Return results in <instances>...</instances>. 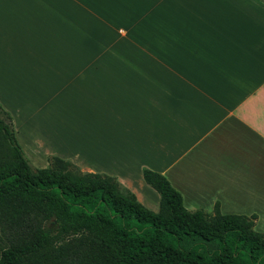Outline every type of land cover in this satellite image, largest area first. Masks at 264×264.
Masks as SVG:
<instances>
[{
	"label": "crops",
	"instance_id": "0c3cea01",
	"mask_svg": "<svg viewBox=\"0 0 264 264\" xmlns=\"http://www.w3.org/2000/svg\"><path fill=\"white\" fill-rule=\"evenodd\" d=\"M0 105L38 169L56 156L160 206L151 170L264 233V0H0Z\"/></svg>",
	"mask_w": 264,
	"mask_h": 264
},
{
	"label": "trees",
	"instance_id": "16d2710c",
	"mask_svg": "<svg viewBox=\"0 0 264 264\" xmlns=\"http://www.w3.org/2000/svg\"><path fill=\"white\" fill-rule=\"evenodd\" d=\"M34 167L0 105V264H264L256 216L189 211L161 174L154 212L116 178L50 156Z\"/></svg>",
	"mask_w": 264,
	"mask_h": 264
},
{
	"label": "rangeland",
	"instance_id": "374dc122",
	"mask_svg": "<svg viewBox=\"0 0 264 264\" xmlns=\"http://www.w3.org/2000/svg\"><path fill=\"white\" fill-rule=\"evenodd\" d=\"M35 57H36V54H33V55H31V56H29V62L30 63H32V61H33V59H35ZM72 162V161H71ZM73 164H75L76 166H78L76 163H74V162H72ZM85 165V164H84ZM79 167V166H78ZM80 168V167H79ZM80 170L82 171V172H84L81 168H80ZM84 173H87V172H84ZM149 186V185H148ZM147 186V188L148 189H145V191H143L144 192V194L147 196V199L149 200V199H151V202H153L154 200H153V195L152 194H155V193H157L153 188H150V186L148 187ZM150 188V189H149ZM149 190H151L150 192V194L148 193V191ZM158 194V193H157ZM147 205H149V209L150 210H152V211H154V212H158V210H159V202L156 204V205H154L153 203H150V204H147ZM257 228H255L256 229V231H257V229H258V231H260V229H262V226H256Z\"/></svg>",
	"mask_w": 264,
	"mask_h": 264
}]
</instances>
